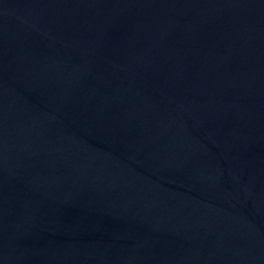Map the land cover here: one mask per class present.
I'll return each instance as SVG.
<instances>
[{
	"label": "water",
	"instance_id": "95a60500",
	"mask_svg": "<svg viewBox=\"0 0 264 264\" xmlns=\"http://www.w3.org/2000/svg\"><path fill=\"white\" fill-rule=\"evenodd\" d=\"M0 264H264V0H0Z\"/></svg>",
	"mask_w": 264,
	"mask_h": 264
}]
</instances>
